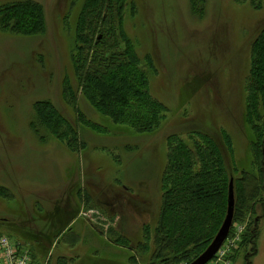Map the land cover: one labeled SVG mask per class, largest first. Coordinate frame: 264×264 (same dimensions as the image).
I'll return each mask as SVG.
<instances>
[{
	"label": "rangeland",
	"instance_id": "1",
	"mask_svg": "<svg viewBox=\"0 0 264 264\" xmlns=\"http://www.w3.org/2000/svg\"><path fill=\"white\" fill-rule=\"evenodd\" d=\"M21 1L39 6L32 11L44 28L25 36L0 26V236L45 264H134L132 256L146 264L150 253L112 240L135 249L157 226L174 136H207L237 197L247 196L244 172L264 181V121L254 128L264 102L256 95L248 107L247 96L260 65L264 0H123L118 31L143 65L150 60V94L167 109L149 135L113 125L79 92L70 103L65 83L76 91L71 54L83 0H0V10ZM255 200L226 238L232 264H264V191ZM245 232L253 245L241 246Z\"/></svg>",
	"mask_w": 264,
	"mask_h": 264
},
{
	"label": "trees",
	"instance_id": "2",
	"mask_svg": "<svg viewBox=\"0 0 264 264\" xmlns=\"http://www.w3.org/2000/svg\"><path fill=\"white\" fill-rule=\"evenodd\" d=\"M38 7L28 1L4 5L0 10L1 29L25 36L42 32L43 20L40 22V16L38 22L32 11L38 10L36 12L40 14ZM122 8L123 0H83L71 54L76 91L66 82L65 92L73 105L77 102L75 93L79 92L113 125L124 126L135 134L149 135L164 121L167 109L150 94V60L146 58L143 65L134 44L118 31ZM260 49V65L252 68L247 80L248 107L254 103L256 95L261 103L264 102V40ZM46 104L50 108L51 105ZM50 110L52 116L64 118L57 115L55 109ZM256 117L258 120L263 118L261 115ZM63 120L66 124L65 118ZM263 121L254 123V128H263ZM69 129L76 133L71 126ZM171 138L170 156L161 178L164 193L157 226L144 229L143 241L135 249L128 246L126 239L114 238L116 234L113 230L108 232L109 237L114 238V244L131 250L134 255L137 250L142 255L150 253L146 264H191L197 259L211 244L225 218L230 180L233 181L235 199L233 224L250 212L248 202H255V197L264 191L263 179L244 172L246 186L242 191L247 196L237 197L236 181L223 169L218 149L206 139L207 136L192 133L186 139L182 136ZM199 138L204 142L196 145L194 141ZM80 142L82 147H86L84 140ZM214 208L219 212L220 222L216 233L208 241L204 236L217 226L210 224L216 216ZM251 226L253 228L252 223ZM246 234L242 235L241 246L253 245L255 236ZM135 257L130 260L141 264V260L136 262Z\"/></svg>",
	"mask_w": 264,
	"mask_h": 264
},
{
	"label": "built area",
	"instance_id": "3",
	"mask_svg": "<svg viewBox=\"0 0 264 264\" xmlns=\"http://www.w3.org/2000/svg\"><path fill=\"white\" fill-rule=\"evenodd\" d=\"M230 242L232 241L230 240L224 241L221 248L207 264H232L231 259L229 257ZM0 264H45V263H38V261L33 258L31 251L27 246L20 244L19 242L13 241L9 237L0 236Z\"/></svg>",
	"mask_w": 264,
	"mask_h": 264
},
{
	"label": "water",
	"instance_id": "4",
	"mask_svg": "<svg viewBox=\"0 0 264 264\" xmlns=\"http://www.w3.org/2000/svg\"><path fill=\"white\" fill-rule=\"evenodd\" d=\"M234 208H235V199H234V191H233V181L230 180L228 187V196H227V210L225 218L222 222L220 229L218 230L216 236L214 237L211 244L207 247V249L191 264H207L218 252V250L223 245L226 240L234 217Z\"/></svg>",
	"mask_w": 264,
	"mask_h": 264
},
{
	"label": "crops",
	"instance_id": "5",
	"mask_svg": "<svg viewBox=\"0 0 264 264\" xmlns=\"http://www.w3.org/2000/svg\"><path fill=\"white\" fill-rule=\"evenodd\" d=\"M61 198H62V196H61ZM89 198H90V197H89ZM90 199H91V198H90ZM84 201H85V202H88V199L85 197V198H84ZM90 201H91V200H90Z\"/></svg>",
	"mask_w": 264,
	"mask_h": 264
}]
</instances>
